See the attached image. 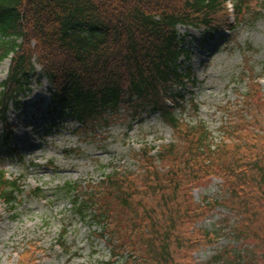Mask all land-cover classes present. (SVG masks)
I'll use <instances>...</instances> for the list:
<instances>
[{"label": "trees", "instance_id": "trees-1", "mask_svg": "<svg viewBox=\"0 0 264 264\" xmlns=\"http://www.w3.org/2000/svg\"><path fill=\"white\" fill-rule=\"evenodd\" d=\"M252 1H233L236 18L248 19ZM230 15L226 0H0V62L11 59L0 95L4 120L9 105L19 106L31 90L37 62L60 112L82 128L153 111L178 134L157 154L150 146L138 150L135 170L117 169L74 196L78 213L107 236V264H264V97L255 102L258 82L250 83L242 107L224 123L220 142L178 113L185 107L177 90L191 76L179 26L220 30L233 26ZM4 172L0 198L8 205L22 189ZM208 177L221 180L220 193L196 201L192 190ZM67 186L70 193L77 188ZM218 206L227 212L213 229L203 225ZM222 235L235 243L198 263L194 252L218 245Z\"/></svg>", "mask_w": 264, "mask_h": 264}, {"label": "rangeland", "instance_id": "rangeland-1", "mask_svg": "<svg viewBox=\"0 0 264 264\" xmlns=\"http://www.w3.org/2000/svg\"><path fill=\"white\" fill-rule=\"evenodd\" d=\"M233 1L227 4L233 6ZM249 7L246 20H234L232 14L231 29L179 26L189 53L182 60L191 76L177 90L185 107L178 113L191 124L206 126L216 142L224 139V123L242 107L250 83L258 82L261 90L253 101L263 102L264 1L253 0ZM10 63L9 58L0 62V95ZM35 66L31 90L19 106L9 105L5 120L0 115V170L22 189L16 203L7 205L0 198V264H107V236L89 215L78 213L74 196L117 169L135 170L138 150L150 146L157 154L178 134L153 111L93 130L82 128L73 116L60 112L53 99L55 89L42 67L37 62ZM5 128L9 139L4 138ZM220 182L208 177L203 185H195L194 199L216 197ZM68 183L77 186L73 193ZM223 212L227 209L218 206L203 225L213 229ZM229 242L235 243L222 235L218 245L198 248L194 259L210 261Z\"/></svg>", "mask_w": 264, "mask_h": 264}]
</instances>
